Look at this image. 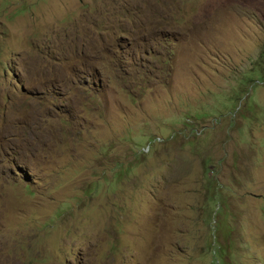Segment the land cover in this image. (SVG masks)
I'll list each match as a JSON object with an SVG mask.
<instances>
[{
  "label": "rangeland",
  "instance_id": "374dc122",
  "mask_svg": "<svg viewBox=\"0 0 264 264\" xmlns=\"http://www.w3.org/2000/svg\"><path fill=\"white\" fill-rule=\"evenodd\" d=\"M0 264H264V0H0Z\"/></svg>",
  "mask_w": 264,
  "mask_h": 264
}]
</instances>
